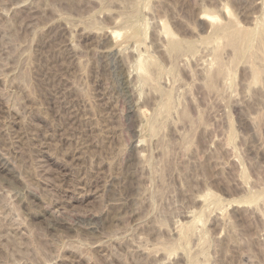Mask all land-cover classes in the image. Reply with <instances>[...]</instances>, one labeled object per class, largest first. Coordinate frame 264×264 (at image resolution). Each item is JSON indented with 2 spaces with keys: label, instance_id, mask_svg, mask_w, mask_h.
I'll use <instances>...</instances> for the list:
<instances>
[{
  "label": "rangeland",
  "instance_id": "obj_1",
  "mask_svg": "<svg viewBox=\"0 0 264 264\" xmlns=\"http://www.w3.org/2000/svg\"><path fill=\"white\" fill-rule=\"evenodd\" d=\"M0 264H264V0H0Z\"/></svg>",
  "mask_w": 264,
  "mask_h": 264
},
{
  "label": "bare ground",
  "instance_id": "obj_2",
  "mask_svg": "<svg viewBox=\"0 0 264 264\" xmlns=\"http://www.w3.org/2000/svg\"><path fill=\"white\" fill-rule=\"evenodd\" d=\"M227 9H224V14L227 16ZM208 16V15H207ZM206 16V17H207ZM207 20H209L210 22H212V24H215L216 22H217V18L216 17H214V16H208L207 18H206ZM216 25H218V24H216ZM221 32V31H220ZM230 36V35H229ZM147 60V59H146ZM139 63V62H138ZM146 63V62H145ZM142 65V64H141ZM143 65H144V63H143ZM138 67H140V66H138ZM145 68V67H144ZM141 69V68H140ZM147 69V68H146ZM142 70H143V68H142ZM205 200H206V198H205Z\"/></svg>",
  "mask_w": 264,
  "mask_h": 264
}]
</instances>
